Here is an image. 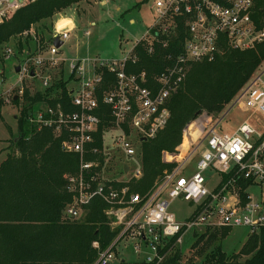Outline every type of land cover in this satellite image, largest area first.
Wrapping results in <instances>:
<instances>
[{
  "label": "built area",
  "instance_id": "1",
  "mask_svg": "<svg viewBox=\"0 0 264 264\" xmlns=\"http://www.w3.org/2000/svg\"><path fill=\"white\" fill-rule=\"evenodd\" d=\"M25 1L0 0V24L10 10ZM253 2L154 0L153 24L121 57L64 56L62 46L72 30L66 25L57 28L53 23L50 40H40L32 30L23 32L33 36L36 47L19 64L20 81L24 75L38 76L42 86L49 85L52 74L43 73V69L58 74L63 68L64 77H71L70 104L75 110L65 111L60 103L44 104L28 117L37 130L51 128L62 137L64 150L79 155L77 171L66 175V188L72 198L64 208V217L79 219L84 206L99 197L107 205L103 211L109 226L118 228L105 248L100 249L99 241H92L91 246L97 250L92 264H110L119 253L121 241L125 242L122 247L130 246L134 254L132 260L122 259L123 264H166L177 251L183 255L180 244L189 231L242 226L253 233L264 226V192L259 201L247 193L243 202L237 186L242 178L264 186V119L258 127L246 117L232 132L221 131L218 119L199 132L192 143L172 153L169 160H162L175 165L164 169L144 193L110 182L124 180L117 173H125L126 180L141 177L139 143L143 138H153L166 126L170 117L167 100L181 87L193 63L212 61L227 49H246L263 40L264 30L255 27L250 15ZM55 37L62 41L59 46L53 44ZM138 45L164 62L163 69L151 79L144 69L128 70L129 65L139 61L135 50ZM10 53L11 48H7L5 54ZM263 73L264 69L252 75L226 113L238 107L264 116ZM100 102L108 106L111 117L101 135L102 148L94 145L102 113ZM98 153L103 154L102 166L97 157L86 158L87 154ZM195 153L197 159L190 163ZM115 159L120 160V173L114 168ZM124 164H128L127 171ZM205 172L211 173L205 176ZM223 174L229 175L225 181ZM176 199L191 204V210L178 217L171 211ZM167 264L185 263L179 258Z\"/></svg>",
  "mask_w": 264,
  "mask_h": 264
},
{
  "label": "trees",
  "instance_id": "2",
  "mask_svg": "<svg viewBox=\"0 0 264 264\" xmlns=\"http://www.w3.org/2000/svg\"><path fill=\"white\" fill-rule=\"evenodd\" d=\"M80 1L27 0L6 14L0 24V47L15 40L14 56L18 59L15 67L36 47L33 36L23 32L32 30L40 40H50L54 21L48 25L43 21ZM250 15L255 27L264 30V0H254ZM40 23L42 29L38 30ZM135 50L139 61L129 65L128 70L144 69L151 79L163 69L161 57L147 54L142 45ZM263 61L264 38L253 47L227 49L212 61L193 63L181 87L167 100L170 117L166 126L153 138L139 143L137 156L141 177L110 182L118 187L128 185L130 191H147L164 169L175 165L174 162L164 163L162 153L178 152L184 133L187 141L195 129L193 124L200 123V116H217L228 107ZM45 72L50 73V70L43 69ZM70 79L64 77L62 68L58 76H52L49 85L33 92L24 86L22 92L17 90L12 98L20 109L15 114L17 135L9 143L14 153L8 152L0 162V264H92L97 257L92 241H99L103 249L118 233V228L109 226L103 211L107 205L99 197L84 206L85 212L80 219L64 217V208L72 198L66 188V175L77 171L79 155L64 150L62 137L55 135L51 128L37 130L28 120L30 114L44 104L60 103L65 111L75 110L70 104ZM100 108L101 120L94 145L102 148L101 135L111 117L107 105L100 102ZM244 119L239 117L236 127ZM93 157L99 159L100 166L104 164L103 154L86 155L87 159ZM114 163L116 172H122L120 160L115 159ZM228 176L223 174L222 180ZM250 185H253L250 179L237 180L243 202ZM231 229L220 226L194 231L189 261L198 257L200 264H264V226L249 233L239 251L228 255L222 249V240ZM243 256L246 257L241 259ZM179 258L181 254L177 251L166 264Z\"/></svg>",
  "mask_w": 264,
  "mask_h": 264
},
{
  "label": "rangeland",
  "instance_id": "3",
  "mask_svg": "<svg viewBox=\"0 0 264 264\" xmlns=\"http://www.w3.org/2000/svg\"><path fill=\"white\" fill-rule=\"evenodd\" d=\"M153 5L154 0H108L104 4L100 3V0H82L43 22L48 25L51 20L55 21L59 17L55 25L60 28L66 23H70L68 18L60 17L68 16L74 20L75 30L70 33L69 38L64 41L62 46V53L66 57H121L131 48L134 41L139 39L145 30L153 24L155 20ZM91 20L95 21V24L91 25ZM41 23L38 26V30L42 29ZM7 48L12 50L9 55L5 54ZM15 48L16 42L14 39L10 40L5 46L0 47V162L6 157L8 152L14 153V149L11 146L9 147V143L17 135L15 114H18L20 109L19 105L12 102L14 94L24 86H27L32 92L42 87L41 79L38 76L30 78L28 75H24L22 81L19 80L20 70L18 72L15 71V65L18 60L14 56ZM262 69H264V61L257 71ZM50 73L52 76H58L53 69H50ZM227 108L217 116H200V123L196 122L193 124L195 129H193L187 141L184 133L181 143L183 145L179 149H182L185 144L192 143L199 132L201 133L208 126L213 125L218 119H220V122L217 127L225 131H228L229 128L235 129L239 123V117L241 119L250 117L254 125L260 127L263 119L258 117L257 114H250V111L238 107L231 108L229 113H226ZM107 139L109 140L108 137ZM196 159L197 153L192 156L190 163H193ZM129 162L131 166L134 165L131 159ZM210 173L205 172L204 175L208 176ZM116 176L124 180L128 177L125 173L122 175L117 173ZM214 179L216 180L217 176ZM247 191L253 200L259 201L261 191L264 192V186L261 188L258 184H253L248 187ZM191 208V204L179 199L174 200L171 204V211L176 213L178 217L186 214ZM248 234L249 229L247 227H233L222 240V249L228 255L238 252ZM194 240L195 237L191 231L183 235L180 248L183 253L181 260L185 264H200L198 257H194L191 262L189 261L191 256L190 248ZM123 244H125L124 241L118 244L117 250L119 253L110 264H120L122 259L129 260L132 255L134 257L131 247L123 248ZM245 257L243 256L241 259Z\"/></svg>",
  "mask_w": 264,
  "mask_h": 264
},
{
  "label": "crops",
  "instance_id": "4",
  "mask_svg": "<svg viewBox=\"0 0 264 264\" xmlns=\"http://www.w3.org/2000/svg\"><path fill=\"white\" fill-rule=\"evenodd\" d=\"M60 18H68V19L70 20V25H69V24H66V27H65V28H66V29H69V28L72 29L71 32H73V31L75 30V29H74V27H75V22H74V20H73L72 18H70V17H68V16H62V17H60ZM58 19H59V17H58ZM58 19H57V20H58ZM57 20L54 21V24H56V21H57ZM90 24H91V25L95 24V21L91 20V21H90ZM55 27H56V25H55ZM255 114H257L258 117H262V119H264V116H261L259 113H255ZM171 154H172V153H169V152H163V153H162V156H161V157H162V160H163V161H167V160H169ZM132 256H133V255H132ZM132 256H131V258H129V260H132V259H133ZM121 261H122V260H121ZM121 261H120V264H123Z\"/></svg>",
  "mask_w": 264,
  "mask_h": 264
},
{
  "label": "water",
  "instance_id": "5",
  "mask_svg": "<svg viewBox=\"0 0 264 264\" xmlns=\"http://www.w3.org/2000/svg\"><path fill=\"white\" fill-rule=\"evenodd\" d=\"M61 43H62V41H61L59 38L55 37V38L53 39V44H54L55 46H59ZM19 69H20V66L17 65V66L15 67V71L18 72ZM33 73H34V72H33V70L31 69V70H30V74L33 75ZM15 97H16V96H15ZM187 125H188V124H187ZM142 140H145V139L143 138ZM123 168H124V171H127V169H128V164H124Z\"/></svg>",
  "mask_w": 264,
  "mask_h": 264
},
{
  "label": "bare ground",
  "instance_id": "6",
  "mask_svg": "<svg viewBox=\"0 0 264 264\" xmlns=\"http://www.w3.org/2000/svg\"><path fill=\"white\" fill-rule=\"evenodd\" d=\"M66 24H68V23H66ZM66 24H65V25H66ZM69 24H70V23H69ZM60 28H61V27H60ZM189 137H190V136H189Z\"/></svg>",
  "mask_w": 264,
  "mask_h": 264
}]
</instances>
